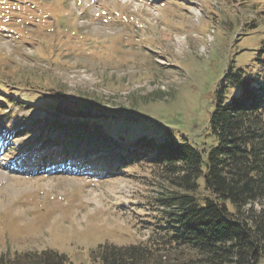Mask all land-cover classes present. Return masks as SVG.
Returning <instances> with one entry per match:
<instances>
[{
    "label": "rangeland",
    "instance_id": "1",
    "mask_svg": "<svg viewBox=\"0 0 264 264\" xmlns=\"http://www.w3.org/2000/svg\"><path fill=\"white\" fill-rule=\"evenodd\" d=\"M260 41L264 0H0V256L96 264L102 245H150L156 263L206 264L197 247L165 243L173 195L151 156L116 170L104 155L37 164L52 147L41 137L55 135L44 108L65 106L41 97L88 99L92 115L99 100L105 117L86 123L130 150L164 128L209 145V95Z\"/></svg>",
    "mask_w": 264,
    "mask_h": 264
},
{
    "label": "trees",
    "instance_id": "2",
    "mask_svg": "<svg viewBox=\"0 0 264 264\" xmlns=\"http://www.w3.org/2000/svg\"><path fill=\"white\" fill-rule=\"evenodd\" d=\"M230 62L209 95L206 136L212 139L211 144L196 143L164 128L156 130L160 136L141 138L130 150L115 132L94 131L86 123L87 118L105 117V104L99 100H93L96 112L92 115L85 109L88 99L79 102L64 95L62 99L44 96V105L60 100L65 106L44 108L39 122L53 116L47 129L55 135L41 137L42 145L52 147L37 158V164L76 160L75 166L81 168L88 159L104 155L102 169L116 170L151 156L150 161L166 170L173 195L168 199L173 211L167 226L173 232L165 243L169 247H197L205 254L206 264H258L264 258V41L258 43L250 58ZM56 93L62 95L64 91ZM2 97L6 96L0 94V100ZM39 152L44 153L43 147ZM158 251L150 245L105 244L93 252V257L99 255L96 264H161L156 263ZM0 264L73 263L65 255L42 251L11 258L1 255Z\"/></svg>",
    "mask_w": 264,
    "mask_h": 264
}]
</instances>
